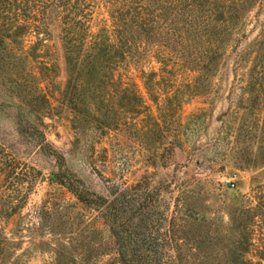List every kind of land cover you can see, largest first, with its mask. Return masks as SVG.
<instances>
[{
	"label": "rangeland",
	"instance_id": "374dc122",
	"mask_svg": "<svg viewBox=\"0 0 264 264\" xmlns=\"http://www.w3.org/2000/svg\"><path fill=\"white\" fill-rule=\"evenodd\" d=\"M263 23L260 0L208 88L160 118L159 125L173 130L154 131L152 120L143 114L123 117L114 98L99 103L94 98L83 109L53 101L49 114L39 119L62 161L39 152L29 136L18 135L15 120L37 119L12 88L0 83V144L37 171L11 218L0 206V220L5 219L0 222V264H118L107 222L112 208L106 205L122 190L124 198L114 204L117 216L111 224L121 235L134 229L138 242L169 254L167 264H221L251 188L264 182V163H243L232 137L240 113L238 77L244 68H236L235 61ZM47 42L56 65L47 89L57 97L65 72L55 28ZM132 76L144 93L139 78ZM145 104L155 110L152 101ZM89 105L92 109L85 111ZM110 117L125 118V125L107 129L103 123ZM65 175L73 185L94 192L89 200H78L58 182Z\"/></svg>",
	"mask_w": 264,
	"mask_h": 264
},
{
	"label": "trees",
	"instance_id": "16d2710c",
	"mask_svg": "<svg viewBox=\"0 0 264 264\" xmlns=\"http://www.w3.org/2000/svg\"><path fill=\"white\" fill-rule=\"evenodd\" d=\"M259 2L0 0V83L12 88L37 119L15 120L18 135L29 136L39 152L62 161V155L46 140L39 117L49 114L53 101L65 100L71 107L83 109L94 98L97 103L114 98L123 117L143 114L152 120L154 131L173 130L159 125L160 118L175 113L183 101L208 88L227 49L239 41L248 13ZM53 28L65 72L57 97L47 89L56 73L47 42ZM240 65H244L238 77L240 113L234 119L233 142L243 163L255 164L256 159L264 163V23L238 54L235 67ZM133 74L144 93L138 90ZM146 99L155 104L154 111L145 104ZM159 101L165 106L158 105ZM105 107L114 113L111 104ZM84 108L92 109L90 105ZM124 120L110 117L103 126L118 129L125 125ZM33 173L36 169L0 144V206L6 217L11 218L22 205L33 185ZM58 182L80 201L86 202L94 193L73 185L68 175ZM250 193L221 253V264H264V182L255 184ZM123 194L124 190L119 191L106 205L112 208L107 222L116 262L167 264L169 254L138 242L134 229L121 235L112 227L117 216L114 204L122 202Z\"/></svg>",
	"mask_w": 264,
	"mask_h": 264
}]
</instances>
